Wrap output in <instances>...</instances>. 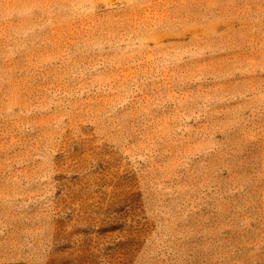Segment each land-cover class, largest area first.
Listing matches in <instances>:
<instances>
[{
  "label": "rangeland",
  "instance_id": "374dc122",
  "mask_svg": "<svg viewBox=\"0 0 264 264\" xmlns=\"http://www.w3.org/2000/svg\"><path fill=\"white\" fill-rule=\"evenodd\" d=\"M0 264H264V0H0Z\"/></svg>",
  "mask_w": 264,
  "mask_h": 264
}]
</instances>
